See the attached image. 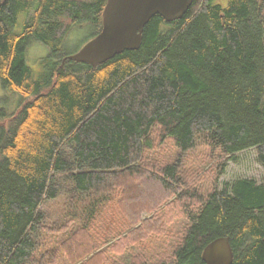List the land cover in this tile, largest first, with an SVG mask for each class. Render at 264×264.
I'll return each mask as SVG.
<instances>
[{
	"label": "trees",
	"instance_id": "trees-1",
	"mask_svg": "<svg viewBox=\"0 0 264 264\" xmlns=\"http://www.w3.org/2000/svg\"><path fill=\"white\" fill-rule=\"evenodd\" d=\"M105 3L0 0V83L17 95L0 107V264H204L219 236L231 264H264V180L219 184L242 150L264 168V0H193L179 19L153 15L137 49L95 65L67 58L69 32L96 35ZM33 41L48 48L37 67ZM164 144L175 153L160 161ZM199 146L213 161L191 185L184 159ZM58 199L67 217L54 219L44 205ZM108 208L130 226L150 213L111 230V253L94 235Z\"/></svg>",
	"mask_w": 264,
	"mask_h": 264
},
{
	"label": "rangeland",
	"instance_id": "rangeland-1",
	"mask_svg": "<svg viewBox=\"0 0 264 264\" xmlns=\"http://www.w3.org/2000/svg\"><path fill=\"white\" fill-rule=\"evenodd\" d=\"M95 29L90 25H84L79 29V27H74L71 32L68 34L67 42L64 46V53L71 54L74 51L78 50L94 33ZM48 48L38 42L33 41L27 50V60L28 62L37 67V61L40 57L46 55ZM35 67V68H36ZM17 105V95L6 92L1 87L0 83V107H4L7 111H12ZM157 151L153 154L154 158L159 159L160 161H165L167 158H172L175 153V149L170 144H164L162 147L158 146ZM198 159H201L199 161ZM213 161V158L210 156L209 151L206 147H198L195 150L191 151L184 159L183 169L188 173L187 180L191 185H194V182H199L198 177L205 176L208 174L209 163ZM203 166L201 170H198V166ZM252 177L257 181L264 180V168L256 161V152L253 148H248L237 153L236 160L228 161L224 169V172L219 177V184L221 185L223 181H230L236 177ZM146 183V182H145ZM200 184L203 183L199 182ZM148 187V184L144 185ZM151 189L157 190L158 194H161V190L155 189L151 186ZM155 191V192H157ZM136 194L139 198L146 199L147 192H144L143 188L139 185L136 186ZM46 207L49 216L57 219L59 217H67L65 213L64 200L58 199L55 201H50L44 205ZM150 213L144 212L140 220L147 218ZM94 220L95 224V238L98 242H101L100 247L107 253L115 252V247L112 246V234L111 230L118 226L120 229H132L133 226L126 225L128 220L124 217V213L120 211L119 208H108L101 212V214L96 217ZM139 220V221H140ZM137 222L138 225L140 222ZM123 222L125 224H123ZM185 223V218L181 217L172 222L170 228V235L173 241H176L180 235L181 228ZM135 225V226H136ZM111 235V236H110ZM79 239V242H83L79 236L76 237ZM72 247V246H71ZM142 246H136V250L146 251L141 248Z\"/></svg>",
	"mask_w": 264,
	"mask_h": 264
},
{
	"label": "water",
	"instance_id": "water-1",
	"mask_svg": "<svg viewBox=\"0 0 264 264\" xmlns=\"http://www.w3.org/2000/svg\"><path fill=\"white\" fill-rule=\"evenodd\" d=\"M193 0H106L99 32L67 58L102 63L124 50L137 49L145 24L155 15L170 22L182 17ZM233 249L228 236L209 241L201 252L204 264H231Z\"/></svg>",
	"mask_w": 264,
	"mask_h": 264
}]
</instances>
